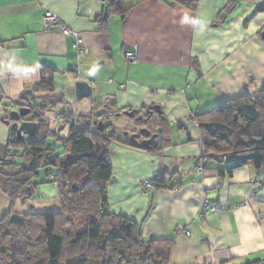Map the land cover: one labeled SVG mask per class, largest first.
Listing matches in <instances>:
<instances>
[{
	"label": "crops",
	"instance_id": "obj_1",
	"mask_svg": "<svg viewBox=\"0 0 264 264\" xmlns=\"http://www.w3.org/2000/svg\"><path fill=\"white\" fill-rule=\"evenodd\" d=\"M116 4L126 11L124 19L107 11L106 0H0V145L6 152L11 129L1 119L11 111L8 105L28 106L21 94L40 82L42 68L50 69L53 90L31 93L41 116L32 119L30 112L26 119L47 122L54 154L63 151L60 138L72 124L97 130L86 121L102 119L104 134L114 132L116 140L108 144L109 213L136 222L144 239L170 240L168 264H244L264 257L262 168L248 162L227 174L209 161L197 172L202 146L192 118L264 84V9L257 10L264 0H199L195 10L168 0ZM46 10L80 35L87 52H77L59 25L43 30ZM135 47L138 57L128 61L125 53ZM77 81L93 88L90 97L76 98ZM153 105L164 118L159 122L153 113L147 124L161 128L163 147L127 144L138 131L136 117ZM127 110H135L134 116ZM65 111L77 123L55 124L54 114ZM158 172L176 187L145 189L143 183ZM38 180L47 198H58L55 183ZM6 198L0 193V217L7 212ZM206 201L226 209L205 213Z\"/></svg>",
	"mask_w": 264,
	"mask_h": 264
},
{
	"label": "trees",
	"instance_id": "obj_2",
	"mask_svg": "<svg viewBox=\"0 0 264 264\" xmlns=\"http://www.w3.org/2000/svg\"><path fill=\"white\" fill-rule=\"evenodd\" d=\"M116 1L106 0L107 11H117L124 19L126 11L120 10ZM198 1L168 0L191 10L196 9ZM230 8L225 7L223 13ZM263 9L264 5L257 8ZM52 90V70L42 68L40 82L31 93ZM26 102L32 119L41 116L32 94ZM157 118L161 122L160 115ZM192 118L200 131L203 153L195 169L203 160L204 164L215 161L220 172L224 168L223 172L230 174L252 162L264 172V84L256 92L225 99ZM105 130L106 125L100 132L72 124L67 137L60 138L63 151L59 154L47 146L52 132L44 120L37 121L34 139L23 136L19 140L10 130L6 155L0 160V193L11 204L28 198L38 183L35 179L43 172L44 180L57 186L60 210L5 212L0 217V264H168L173 247L170 240L144 239L136 222L106 209V183L112 171L108 144L116 137L114 132L105 135ZM127 144L145 149L133 141ZM161 147L162 143L155 150ZM11 150L15 153L10 154ZM224 162L227 164L220 167ZM147 182L154 189L176 187L169 185L164 172L154 174ZM244 264H264V257Z\"/></svg>",
	"mask_w": 264,
	"mask_h": 264
},
{
	"label": "water",
	"instance_id": "obj_3",
	"mask_svg": "<svg viewBox=\"0 0 264 264\" xmlns=\"http://www.w3.org/2000/svg\"><path fill=\"white\" fill-rule=\"evenodd\" d=\"M262 37H264V34H262ZM74 88L75 96L77 99L90 97L93 91V88L87 82L84 81H77L74 85ZM29 95H31V90H27L26 92L21 94L20 99H26V97ZM19 105V108L11 109V111L8 113L7 118H2L1 120H3L6 124H9L10 129L14 130L17 139L20 140L23 135L34 139L37 130V122L32 121L30 119H26V117L30 115V108L26 104ZM105 112L106 109H102L100 112H96V115L98 116ZM153 113L160 115L161 119L164 118L163 115H161L162 111L160 109V106L153 105L145 110V117L142 114H139L136 119L148 121ZM124 114L133 117L135 114V110H127L124 112ZM90 123L95 125L97 130L100 132L103 131L105 127V123L102 119L86 121V124ZM151 130V128L147 127L141 128L136 133H133L130 136V140L133 141L134 144L140 143V145H142L147 150H152L156 148L159 144L158 136L161 132V128H156L153 132ZM139 137L142 138L140 142H138Z\"/></svg>",
	"mask_w": 264,
	"mask_h": 264
},
{
	"label": "built area",
	"instance_id": "obj_4",
	"mask_svg": "<svg viewBox=\"0 0 264 264\" xmlns=\"http://www.w3.org/2000/svg\"><path fill=\"white\" fill-rule=\"evenodd\" d=\"M42 28L43 30H49L50 28H52L53 26L59 25V18L57 17L56 14H54L52 11L50 10H46L42 16ZM59 32L64 35V36H70L74 39V47L76 49L77 52L82 53V52H87L86 48L83 46V40L80 37V35L74 31L73 29L69 28L66 25H59L58 27ZM125 57L128 61H134L137 59L138 57V49L137 47L131 49V50H127L125 53ZM16 104H19L18 102H10V104L8 105L10 109H13L15 107ZM69 111H65V112H61V113H55L54 117H53V121L55 124L60 123L61 121H65V120H73V118H71ZM75 123H77L75 120H73ZM78 125H85L83 122H79ZM26 136V135H25ZM14 150L10 151V154H14ZM202 152L200 154V156H202ZM221 158H223V160H226L227 158L225 156H221ZM206 161V160H205ZM203 164H204V160L197 166L196 171L197 172H202L203 170ZM143 187L145 189L150 188V185L148 184V182H144L143 183ZM226 206L222 205V204H217V203H212V202H205L204 204V208L203 211L205 213L210 212V211H216V210H225ZM177 232L179 233H183L186 236H190V231L186 230L182 227H178L177 228Z\"/></svg>",
	"mask_w": 264,
	"mask_h": 264
},
{
	"label": "rangeland",
	"instance_id": "obj_5",
	"mask_svg": "<svg viewBox=\"0 0 264 264\" xmlns=\"http://www.w3.org/2000/svg\"><path fill=\"white\" fill-rule=\"evenodd\" d=\"M8 116V115H7ZM125 118V116L123 117ZM126 120V119H125ZM147 121H136L134 123V127L136 130L141 128H145L147 125ZM159 128V127H158ZM6 152L4 147L0 145V160L4 158ZM39 178L44 180L43 172H40L38 177L35 179L38 182ZM44 191L39 188V183H37L32 190V193L25 199H19L14 202V204L10 203V200H7L6 210H11L17 213H43V212H57L60 210V202L58 198H47L44 195Z\"/></svg>",
	"mask_w": 264,
	"mask_h": 264
},
{
	"label": "flooded vegetation",
	"instance_id": "obj_6",
	"mask_svg": "<svg viewBox=\"0 0 264 264\" xmlns=\"http://www.w3.org/2000/svg\"><path fill=\"white\" fill-rule=\"evenodd\" d=\"M143 116L145 117V115H143ZM142 121H143V120H142ZM146 127H147V128H150V126H148V124L146 125ZM151 131L153 132L154 130L152 129ZM141 139H142V138L139 137L138 142H140Z\"/></svg>",
	"mask_w": 264,
	"mask_h": 264
}]
</instances>
